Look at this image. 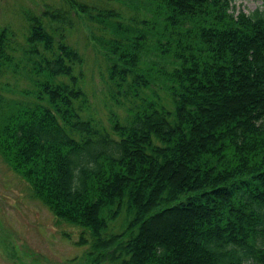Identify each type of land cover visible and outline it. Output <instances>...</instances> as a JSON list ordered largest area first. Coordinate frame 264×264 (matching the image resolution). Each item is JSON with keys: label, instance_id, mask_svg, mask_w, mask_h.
<instances>
[{"label": "trees", "instance_id": "1", "mask_svg": "<svg viewBox=\"0 0 264 264\" xmlns=\"http://www.w3.org/2000/svg\"><path fill=\"white\" fill-rule=\"evenodd\" d=\"M108 2L0 27V159L81 230L90 263L264 264V0L235 15L228 0H127L126 16ZM86 70L122 111L107 128ZM171 218L185 247L145 238Z\"/></svg>", "mask_w": 264, "mask_h": 264}, {"label": "rangeland", "instance_id": "2", "mask_svg": "<svg viewBox=\"0 0 264 264\" xmlns=\"http://www.w3.org/2000/svg\"><path fill=\"white\" fill-rule=\"evenodd\" d=\"M52 1L56 0H0V27L6 25L16 30L22 25V13L38 12L44 3ZM126 2L109 0L108 3L126 16L130 14L124 7ZM228 3V12L234 15L238 11L248 14L261 6V0H228ZM86 52L90 57L88 50ZM88 66L90 63H87ZM85 73V90L91 112L107 128V111L111 109L119 115H122V111L104 97L97 71L93 70L91 77L90 71L86 70ZM18 88L28 89L29 86L17 82ZM6 96L18 97L13 93H6ZM178 219H164L148 226L144 232L145 238L165 240L175 250L185 247L181 236L185 227L179 224ZM121 222V219L115 221L112 228L118 230ZM80 232V229L67 224H57L49 210L31 197L27 185L0 159V264H94L89 261L91 256L85 255L87 245L77 243ZM83 236L87 238L88 235L83 233ZM178 258L182 260L184 257ZM96 264L109 262L103 258Z\"/></svg>", "mask_w": 264, "mask_h": 264}]
</instances>
